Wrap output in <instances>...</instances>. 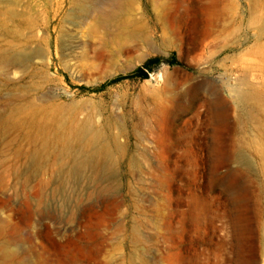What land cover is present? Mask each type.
Masks as SVG:
<instances>
[{
	"label": "rangeland",
	"instance_id": "obj_1",
	"mask_svg": "<svg viewBox=\"0 0 264 264\" xmlns=\"http://www.w3.org/2000/svg\"><path fill=\"white\" fill-rule=\"evenodd\" d=\"M0 264H264V0H0Z\"/></svg>",
	"mask_w": 264,
	"mask_h": 264
},
{
	"label": "trees",
	"instance_id": "obj_2",
	"mask_svg": "<svg viewBox=\"0 0 264 264\" xmlns=\"http://www.w3.org/2000/svg\"><path fill=\"white\" fill-rule=\"evenodd\" d=\"M161 64H168L171 67H175V66L185 67V65L178 59V57L175 53L172 54L171 56H169L168 58L156 57V58L151 59L142 68H139L138 70H136L135 72H133L129 75L119 76L118 78L111 81L108 85L117 84V83L122 82L124 80L134 79V78L146 80L149 78L148 73L153 70V66L154 65H161ZM108 85H106V86H108Z\"/></svg>",
	"mask_w": 264,
	"mask_h": 264
},
{
	"label": "bare ground",
	"instance_id": "obj_3",
	"mask_svg": "<svg viewBox=\"0 0 264 264\" xmlns=\"http://www.w3.org/2000/svg\"><path fill=\"white\" fill-rule=\"evenodd\" d=\"M3 1V0H2ZM13 5H15V7L17 8V6H18V2L17 1H15V2H13ZM77 6L79 7V9H82V10H87V8H88V6H87V4H86V2H83V3H77ZM16 8H12V9H10L9 10V17H21V13H19L18 11H17V9ZM24 14V17H26V18H28L27 19V25H28V31H29V33L30 32H33L34 30H36V27H37V20H36V18L35 17H33V16H31V15H29L28 13H23ZM26 20V19H25ZM12 29V28H11ZM26 33V32H25ZM26 50V49H25ZM23 53V52H22ZM19 54H21V52H19ZM5 59H9V57H6ZM56 114V113H55ZM54 115V114H53ZM47 123V122H46ZM96 132V131H95ZM88 133V132H87ZM65 141V140H64ZM67 141V140H66ZM98 141V140H97ZM70 143V142H69ZM83 145V144H82ZM115 145V144H114ZM91 146V145H90ZM100 146V145H99ZM76 147V146H75ZM65 148V147H64ZM63 152V151H62ZM83 153V152H82ZM68 154V153H67ZM88 159H89V157H88ZM72 168V167H71ZM71 174V173H70Z\"/></svg>",
	"mask_w": 264,
	"mask_h": 264
}]
</instances>
